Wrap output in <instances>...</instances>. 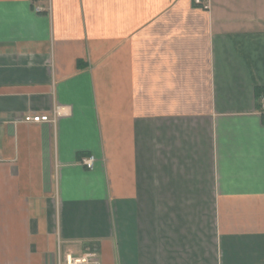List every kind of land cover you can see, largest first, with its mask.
<instances>
[{
	"label": "crops",
	"instance_id": "1",
	"mask_svg": "<svg viewBox=\"0 0 264 264\" xmlns=\"http://www.w3.org/2000/svg\"><path fill=\"white\" fill-rule=\"evenodd\" d=\"M263 94L264 0H0V264H264Z\"/></svg>",
	"mask_w": 264,
	"mask_h": 264
},
{
	"label": "built area",
	"instance_id": "2",
	"mask_svg": "<svg viewBox=\"0 0 264 264\" xmlns=\"http://www.w3.org/2000/svg\"><path fill=\"white\" fill-rule=\"evenodd\" d=\"M192 5L203 11H209L210 0H191ZM258 114L264 123V94L259 99ZM60 113L58 108H55L51 115H26L22 118L23 123L27 124H41L48 123L55 125ZM81 165L87 169L92 170L94 167V158L85 157L80 160ZM57 264H100L97 255L93 252H83L79 255L66 252L63 255L58 253Z\"/></svg>",
	"mask_w": 264,
	"mask_h": 264
},
{
	"label": "water",
	"instance_id": "3",
	"mask_svg": "<svg viewBox=\"0 0 264 264\" xmlns=\"http://www.w3.org/2000/svg\"><path fill=\"white\" fill-rule=\"evenodd\" d=\"M88 246H91V248H92V247H95L96 245H95V244L93 245V244H91V243H88ZM92 250H95V249L92 248ZM91 252H93V251H91Z\"/></svg>",
	"mask_w": 264,
	"mask_h": 264
}]
</instances>
